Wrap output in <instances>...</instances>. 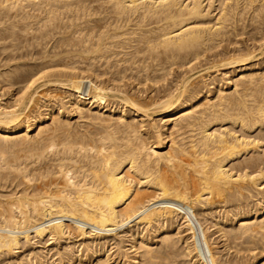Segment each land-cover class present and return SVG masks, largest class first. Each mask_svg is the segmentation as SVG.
I'll return each mask as SVG.
<instances>
[{"label":"bare ground","instance_id":"6f19581e","mask_svg":"<svg viewBox=\"0 0 264 264\" xmlns=\"http://www.w3.org/2000/svg\"><path fill=\"white\" fill-rule=\"evenodd\" d=\"M0 190V264H264V0H0Z\"/></svg>","mask_w":264,"mask_h":264},{"label":"rangeland","instance_id":"374dc122","mask_svg":"<svg viewBox=\"0 0 264 264\" xmlns=\"http://www.w3.org/2000/svg\"><path fill=\"white\" fill-rule=\"evenodd\" d=\"M19 188H21V187H19ZM1 191H2V190H0V192H1ZM2 192L5 193V191H2ZM44 222H45V221H43V223H44ZM46 224H47V223H46ZM44 225H45V224H44ZM31 229H32V228H31ZM31 229H30V231H32ZM28 230H29V229H28Z\"/></svg>","mask_w":264,"mask_h":264}]
</instances>
